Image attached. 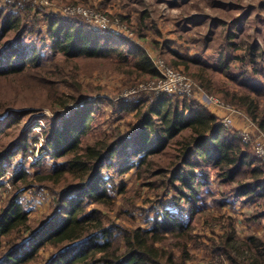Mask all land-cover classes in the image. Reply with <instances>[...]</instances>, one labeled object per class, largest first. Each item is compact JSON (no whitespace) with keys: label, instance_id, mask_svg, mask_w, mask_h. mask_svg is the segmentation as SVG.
I'll use <instances>...</instances> for the list:
<instances>
[{"label":"trees","instance_id":"1","mask_svg":"<svg viewBox=\"0 0 264 264\" xmlns=\"http://www.w3.org/2000/svg\"><path fill=\"white\" fill-rule=\"evenodd\" d=\"M33 2L14 0L0 7V78L24 75L43 84L48 75L65 73L67 64L98 58H110L118 65L115 70L128 79L160 76L138 41L97 31L84 17L50 13ZM167 43L159 55L170 65H185L189 71L190 65L201 62ZM234 46L228 38L217 68L258 98L233 94L230 101L264 132L260 100L264 81H252L256 75L264 76V70L256 64L251 71L241 65L234 71L231 57L225 55ZM256 48L252 43L235 58L253 66ZM191 76L212 90L201 70ZM80 97L67 96L50 116L35 115L30 108L0 114V264H186L192 232L208 220L211 178L234 186L214 199L218 206L235 199L241 204L264 199V164L243 143L239 131L225 127L197 99L143 93L136 100H121L119 110L134 113L136 123L127 131L116 126L96 141L83 142L99 113L98 104L113 103L102 97ZM29 119L25 127L19 126ZM167 152L171 158L166 165L153 160ZM36 153L53 160L51 169L35 170L41 165ZM132 170L139 177H150L143 185L155 191L152 202L169 196L170 203L151 207V215L132 206L133 201L124 207L119 200L125 198L126 189L120 181ZM40 188L51 198L47 212L33 224L31 210L20 196ZM136 210L142 211L140 222L146 227L135 223ZM263 216L264 211H257L246 220L255 223ZM227 226L232 228L231 221ZM210 241L211 252L242 264L232 257V230Z\"/></svg>","mask_w":264,"mask_h":264},{"label":"rangeland","instance_id":"2","mask_svg":"<svg viewBox=\"0 0 264 264\" xmlns=\"http://www.w3.org/2000/svg\"><path fill=\"white\" fill-rule=\"evenodd\" d=\"M32 1L36 3L40 0ZM41 1L48 3L43 6L50 13H58L68 7L80 8L82 9L80 13L66 15L84 17L97 31L109 30L138 41L148 52L155 66L160 60L166 66L186 76L193 85L192 98L200 101L218 117L219 121L227 111L211 103L208 104L206 98L213 96L229 105L234 111L232 112L234 126L229 129L247 128L252 131L254 137L264 138V132L248 117L243 108L230 101L233 100V94L240 98L248 93L250 97L258 98L247 88L231 81L222 69L217 68V60L226 48L229 38L235 42V46L225 55L231 57L234 71L238 70L240 65L251 71L256 64L257 69L264 70V0ZM8 2L10 1L0 0V7H5ZM95 17L105 18L106 25H101L105 23H101L100 20L94 21L100 23L98 26L94 25L92 21ZM140 33L143 35L142 39L139 38ZM166 42L180 53L198 57L201 62L190 65L189 71H186L185 65L177 67L170 65L159 55V49ZM252 43H256L257 46L254 51V61L257 63L255 62L253 66L246 63L243 65L239 58L235 57L244 55ZM117 66L110 58L84 59L70 66L65 65L63 71L66 72L63 74L59 72L61 75H48V80L43 84L38 82L37 78L24 75L2 77L0 78V114L11 109L30 108L34 109L35 115L50 116L52 110H56L57 103L67 96H81L80 99L102 97L109 99L113 104L105 102L98 104L99 113L91 124L92 130L84 137L83 142L96 141L116 126L122 131H127L129 125L136 123V119L133 117L134 113L119 110L120 101L136 100L142 97L143 93L156 96L161 93H156L149 87L155 79H128L115 70ZM199 70L211 84V91L199 86V80L191 76ZM253 78L252 81H264L263 75H256ZM260 100L263 108L264 99L260 98ZM31 120H25L19 126L25 127ZM38 123L41 124L40 121ZM8 133L12 138V132ZM248 145L247 147L253 150L252 144ZM170 153H163L153 160L166 165L171 158ZM36 158H41V165L35 170H49L53 166V160L47 156L43 157L42 154L36 153ZM211 179L212 194L206 205L208 220L207 223H200L193 230L192 238L188 241L190 258L186 260V264H235L227 256L211 252L210 240L218 241L219 236L224 235L227 230H232L231 243L235 251L232 253L233 258L236 257L242 264H264V216L255 223H247L246 220L251 213L264 211V199L249 204H241L235 199L233 204L218 206L214 199L231 192L234 186L220 184L215 178ZM149 180L150 177H139L134 170L123 176L120 182L124 184L126 193L125 198L121 196L119 201L124 207L128 206L127 201H133L132 206L136 205L151 215L153 211L151 207L155 209L166 207L170 203L169 196L160 203L152 202L154 198L156 199L155 191L143 185ZM120 182L117 180L116 184ZM50 198L51 195L44 188L29 189L20 196L26 207L31 210V223H37L47 212ZM135 213L137 215L135 223H141L146 227L147 224L140 222L142 211L136 210ZM230 221L232 228L227 226ZM175 251L177 252L176 249Z\"/></svg>","mask_w":264,"mask_h":264},{"label":"built area","instance_id":"3","mask_svg":"<svg viewBox=\"0 0 264 264\" xmlns=\"http://www.w3.org/2000/svg\"><path fill=\"white\" fill-rule=\"evenodd\" d=\"M2 2H7L11 0H1ZM14 1V0H13ZM24 1V0H19ZM36 3L39 4H48L43 1H38ZM82 9L80 8H70L65 9L64 11H61L63 14H75L80 13ZM85 12V11H84ZM105 23L101 24L103 26L106 25V19L101 17L97 18L95 17V20L92 21L94 25H99L98 23H94V21H98ZM157 69L159 70L160 76L151 82L149 85L150 88L156 91V93L161 94H168V95H177L179 97H192L193 96V85L192 82L184 76L182 73L170 68L169 66H166L163 62L160 60L157 63ZM206 102L208 104H213L217 107L225 109L227 112L225 115L221 117V123L225 127H233L234 126V118L232 115L233 109L226 105L223 101L219 100L216 97L210 96L206 98ZM239 131L240 136L242 137V141L245 144L251 143L253 146V151L255 155L258 157V159L264 164V138L262 137H254V134L251 130H248L247 128H239L237 129Z\"/></svg>","mask_w":264,"mask_h":264}]
</instances>
